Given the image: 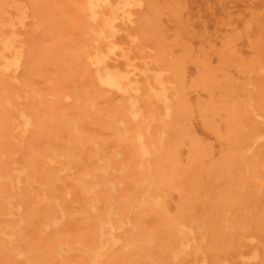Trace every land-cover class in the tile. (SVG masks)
<instances>
[{
	"label": "bare ground",
	"instance_id": "bare-ground-1",
	"mask_svg": "<svg viewBox=\"0 0 264 264\" xmlns=\"http://www.w3.org/2000/svg\"><path fill=\"white\" fill-rule=\"evenodd\" d=\"M0 1V83L16 87L24 83L19 76L30 74L29 43L39 29L36 18L41 19V51L52 40L72 69L82 70L89 85L83 109L104 119V136L117 148L130 149L119 176L130 166L132 190L140 197L125 205L128 212L145 207L165 215L166 194L178 190L180 183L195 182L197 191L216 194L208 204L202 201L209 211L198 217L188 203L169 216L166 228L175 237L168 250L172 264H264V0ZM216 33H224L220 41ZM208 41L219 44L201 52ZM50 58L42 51L41 67ZM188 62L196 68L191 79L186 75ZM45 76L41 74V80ZM191 90L204 92L206 99L192 102ZM12 93L19 98L15 88ZM32 94L24 98L32 107L41 100V116L35 118L5 100L13 113L0 129L7 130L16 145L32 142L44 128L45 110L51 105L45 82L41 96ZM194 118L215 136L216 151L193 134ZM79 123L77 118L72 129L77 153L73 149L69 157L77 170L83 153L92 152L95 167L77 171V187L92 195L110 165H97L105 154L101 134L91 130L86 135ZM184 147L187 157L181 166ZM113 157L118 160L120 153ZM18 173L26 175V168ZM193 173L196 180L188 177ZM202 176L218 182L219 191L200 187ZM0 183L18 189L20 176H0ZM16 194H0V210L7 211L0 212V242L9 254L33 264L21 237L23 208L15 204ZM89 208L96 209L94 204ZM219 212L218 227H212V215ZM6 216L19 222L7 223ZM128 229L130 234L124 231ZM121 230L124 237L118 235ZM140 231L107 202L90 264L102 263L108 244L130 250L132 236Z\"/></svg>",
	"mask_w": 264,
	"mask_h": 264
},
{
	"label": "rangeland",
	"instance_id": "rangeland-1",
	"mask_svg": "<svg viewBox=\"0 0 264 264\" xmlns=\"http://www.w3.org/2000/svg\"><path fill=\"white\" fill-rule=\"evenodd\" d=\"M244 4L251 0H242ZM41 4V0H39ZM3 3L0 1V6ZM195 8V7H194ZM32 10L34 8L32 7ZM41 12V5H40ZM1 21V18H0ZM39 29L31 33L29 49L32 54L31 72L26 77H20L18 86H7L0 83V125L7 126L6 118L12 114L5 104V100L17 103L22 110H26L33 118L41 116V100L35 102L34 106L28 105L27 98L32 93L40 94L41 83L45 82L48 93L47 102L51 105L46 107V119L44 128L40 135L32 142H21L15 144L10 140L7 130L0 129V176H9L14 179L20 176L19 188L12 190L9 186L0 183V194L7 197L16 194L15 204L23 208L21 219L23 226L21 237L27 242L33 264H90V256L96 250V239L98 237L101 220H105V208L107 202H111L122 216L124 222L129 219L131 223L140 227V232L134 234L133 247L122 250L119 244H108V251L101 264H172V255L168 252L173 245L175 237L171 229L168 230L169 216H176L178 208L182 203H188L190 212L198 217L203 211H209L208 205L203 206L202 201L207 204L216 194L201 190L197 191L191 183H180L177 188L166 194L164 208L165 215L148 208H139L128 212L125 205L134 202L140 196L132 190L131 167L124 176L120 175V164L127 160L129 147L117 148L107 136H104L105 129L102 126L104 119L83 109L84 96L89 89L87 79L82 70L74 71L64 51L58 50L55 45L48 41V49L42 50L49 57L41 67V19L36 18ZM212 34V30L208 35ZM217 41L224 33H216ZM220 41V40H219ZM208 41L202 47L201 52L208 51L218 45ZM180 54L182 51L179 52ZM178 54V53H177ZM209 59H215L210 57ZM214 64V63H213ZM187 79L194 77L196 68L192 62L186 65ZM22 70V68L20 69ZM20 70L19 71L20 73ZM46 76L41 80V74ZM47 80V81H46ZM13 88L19 93V98L13 96ZM28 97L25 99L24 95ZM190 100H205L204 92L195 94L192 90L189 93ZM107 106L103 104L102 108ZM196 116V114H195ZM197 117V116H196ZM80 119L79 127L84 134L95 130L99 139L105 141V154L101 153V161L97 165L109 164L107 176L99 181L94 194L87 195L82 188L77 187V171L82 168L92 169L95 167V160L89 155L92 152H84L78 162L77 170L73 166V160L69 157L77 153L78 142H73V122ZM190 128L193 134L200 140L217 150V140L213 134L206 133L201 127L197 118H194ZM19 141V138H17ZM100 141V142H101ZM86 142H83V147ZM120 153V158L115 160V152ZM187 157L186 147L180 154V164L185 166ZM21 167L26 168V175L19 174ZM188 176L196 180L197 176ZM76 179V180H75ZM99 176L95 177L98 182ZM200 187L207 190L219 191L218 182H212L209 178L202 176ZM112 184L113 188H110ZM84 187H87L84 184ZM180 193H179V192ZM185 193V194H183ZM97 198V199H95ZM94 204L96 209L92 211L89 207ZM233 213L235 209L230 208ZM3 215H7L5 209H1ZM5 222L16 225L19 220L16 217H5ZM121 220V218L119 217ZM221 220L220 212L212 215V227H218ZM130 234L129 229L124 230ZM124 237L123 230L118 233ZM153 235V238L150 236ZM150 237V242L146 238ZM5 243L0 242V264H26V260L9 254L4 248ZM93 250V251H92Z\"/></svg>",
	"mask_w": 264,
	"mask_h": 264
}]
</instances>
